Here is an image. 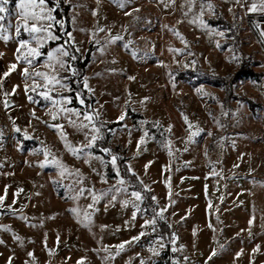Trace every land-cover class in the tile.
<instances>
[{"label": "rangeland", "instance_id": "obj_1", "mask_svg": "<svg viewBox=\"0 0 264 264\" xmlns=\"http://www.w3.org/2000/svg\"><path fill=\"white\" fill-rule=\"evenodd\" d=\"M55 1L71 8V32L44 0L58 38L43 46L23 30L20 0L0 13V264H264V46L237 0ZM218 15L234 35L209 23ZM63 38L82 57L93 49L91 107L67 96L75 75L56 51H67ZM20 41L40 53L31 65L17 59ZM242 61L263 77L234 85L232 98L175 73L227 78ZM97 122L122 124L105 149Z\"/></svg>", "mask_w": 264, "mask_h": 264}, {"label": "trees", "instance_id": "obj_2", "mask_svg": "<svg viewBox=\"0 0 264 264\" xmlns=\"http://www.w3.org/2000/svg\"><path fill=\"white\" fill-rule=\"evenodd\" d=\"M47 2V4L49 5V7L54 10V17H55V21L56 22H61L64 21L66 22V32L67 34H69L71 32L70 29V25L69 21H70V13H71V8L69 6H65L62 2L58 3L55 0H45ZM218 19L217 20H211L209 23L212 26H219L220 28H222V30H230L231 34L234 35L233 31H232V27L230 25V23H228L227 21L224 20V18L220 15H218ZM248 21V25L251 28L254 36L258 39L259 42H261L264 46V40L262 38V35L259 31V26L264 24V16H252V17H248L247 18ZM61 45H63L66 50L69 53V59L68 62L70 64V68L72 71H74V79H72L71 81V92L70 94H68L67 96L72 100V105L73 108H77L78 107V103H77V96L80 95L82 97V99L86 102V104L90 105V107L92 105H95L96 100L95 98L91 97L88 92L86 91L85 87H84V78H85V74H86V70L88 68V66L91 64L92 59H93V49L90 48V50L88 51V53L85 55V57H82L76 50V48L74 46H72L68 39L63 38L61 43ZM52 48L55 47V44L51 45ZM252 63L251 62H244L242 61L239 64V68L237 70V72L235 73V75L233 76H229L227 78H221V77H215L213 75H207L205 73H203L201 71V69H197V71H187V72H179V71H175V73L177 74V76L180 78V76H183V78L185 80L188 81H195V83L193 85L195 86H199L201 85L202 82H204L207 85L216 87L218 89H223L226 91L227 97L228 98H232V87L234 85H236L239 82H243L246 79H254L256 81H260L261 78L263 77L262 74H258L255 73L254 70H252ZM196 76H199L198 78ZM249 105L251 107V111L254 113V109L256 108L254 104H252L251 102H249ZM91 109L88 110V112ZM130 116V113H129ZM122 126L121 123H116L113 125H104L103 123L97 122L96 123V127L102 132V138L101 140L98 142V147H102L105 149V147L107 146V142L109 139V132H107L108 130H114L118 127ZM105 127H107L108 129H106ZM97 155H102L103 153H101V151H96L95 152ZM119 166H120V170L123 172V176L126 179L127 182H129V184L131 186L135 185V190H138V192L141 193L143 199H144V203L143 206L144 207H148L147 209V213L149 216H151V218H155L156 216V208L153 202V197L151 196L150 193L144 191V189L140 186L141 184H139V180L137 179V177H135L134 175H132L129 170L125 167L124 164H122V161L119 160ZM108 175L110 177H115V175L112 172V168L110 166H108ZM158 226V231L160 236L163 238V240L169 244L170 239H171V235H170V230L169 227L166 224L163 223H157Z\"/></svg>", "mask_w": 264, "mask_h": 264}, {"label": "snow or ice", "instance_id": "obj_3", "mask_svg": "<svg viewBox=\"0 0 264 264\" xmlns=\"http://www.w3.org/2000/svg\"><path fill=\"white\" fill-rule=\"evenodd\" d=\"M9 3V0H0V13H4L7 9V5ZM44 4V0H20L19 3V8H20V13L19 15L23 19L24 23L22 25L23 30L28 33L30 37H32L36 44L39 46H43V43L47 39H57L58 37L53 36L50 28L51 24L46 23V21H51L53 18L50 14H45L42 10V5ZM257 10L264 11V0H258V4L254 3L252 5L251 11L255 12ZM3 19V16H0V20ZM21 27L17 26L16 28V33L17 35L20 34ZM20 49H24L25 51L17 56L18 60H24L27 62V64L31 65L33 63L32 59L30 57H36L39 56L40 53L36 47H29L28 43L26 41H20L19 48H18V53H20ZM63 56H67L68 52L67 51H61L60 49L56 50ZM49 59H53V54H49ZM57 63L60 64L61 67H63L64 62L62 60H57ZM17 67L16 64L11 65V69L15 70ZM54 67V66H53ZM24 76L26 79L31 77V74L28 71V68L25 67ZM4 76H7L8 73H4ZM36 76H42L44 79L48 80V74L47 73H40L37 72L35 73ZM52 79L54 80L55 77L53 76ZM51 82V81H50ZM58 82V81H57ZM0 86H2V81H0ZM8 95V94H5ZM46 99L48 98L47 96L45 97ZM31 99V98H30ZM7 103V101H6ZM83 103V101H81ZM85 119H88L91 121L90 116H86ZM123 119V117H121ZM17 131H20V129H17ZM95 140V137H93V141ZM115 162V157H113V163ZM43 166V165H41ZM123 183V181H121ZM20 191H23L22 189ZM19 193H17L18 195ZM133 197L137 201L142 200V195L138 191H134L131 193ZM4 202V197L0 196V205H2ZM73 212L75 209L72 210ZM161 218H163L161 216ZM148 223L154 224L155 221H149ZM119 247L123 248V245H120Z\"/></svg>", "mask_w": 264, "mask_h": 264}, {"label": "crops", "instance_id": "obj_4", "mask_svg": "<svg viewBox=\"0 0 264 264\" xmlns=\"http://www.w3.org/2000/svg\"><path fill=\"white\" fill-rule=\"evenodd\" d=\"M254 3L258 4V0H237L235 3V8L239 11L240 15L243 18L252 17V16H264V11L257 10L255 12L251 11L252 5ZM259 31L264 40V24L259 26ZM264 60V57H263Z\"/></svg>", "mask_w": 264, "mask_h": 264}]
</instances>
